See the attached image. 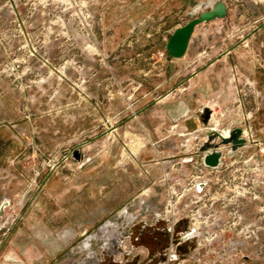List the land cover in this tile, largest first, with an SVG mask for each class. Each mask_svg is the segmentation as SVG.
Returning <instances> with one entry per match:
<instances>
[{
  "label": "rangeland",
  "instance_id": "obj_1",
  "mask_svg": "<svg viewBox=\"0 0 264 264\" xmlns=\"http://www.w3.org/2000/svg\"><path fill=\"white\" fill-rule=\"evenodd\" d=\"M1 147L0 264H264V0H0Z\"/></svg>",
  "mask_w": 264,
  "mask_h": 264
},
{
  "label": "water",
  "instance_id": "obj_2",
  "mask_svg": "<svg viewBox=\"0 0 264 264\" xmlns=\"http://www.w3.org/2000/svg\"><path fill=\"white\" fill-rule=\"evenodd\" d=\"M224 14H225L224 5L220 3L217 4L211 11L203 12L202 14H200L199 17L193 18L182 27L177 28L168 39L166 45L169 56L172 58H181L185 54L188 48V44L194 32L195 27L215 17H223ZM214 135L218 136L223 143L231 144L230 148L232 151L236 150L237 148L245 144V139L243 138V131L241 129H234L233 131H231L229 138H225L217 133ZM211 136L209 137V140L211 139ZM213 146L214 145L212 144L205 145L206 151L203 156V164L209 168L218 167L222 158V152L216 146L215 147ZM199 187H201V184L199 185ZM5 204L7 205L8 202H4L1 205L0 211Z\"/></svg>",
  "mask_w": 264,
  "mask_h": 264
},
{
  "label": "crops",
  "instance_id": "obj_3",
  "mask_svg": "<svg viewBox=\"0 0 264 264\" xmlns=\"http://www.w3.org/2000/svg\"><path fill=\"white\" fill-rule=\"evenodd\" d=\"M189 21H190V20H189ZM189 21H188V22H189ZM185 24H186V23H185ZM185 24H184V25H185ZM201 25H203V24H199V25H197V26L195 27L194 32H193V34H192V36H191L190 42H191V40H192V37H193L195 31L197 30V28L201 27ZM182 26H183V25H179V26H177V27L173 30V32H174L177 28H180V27H182ZM190 42H189V43H190ZM188 45H189V44H188ZM235 45H236V44H235ZM235 45H234V46H235ZM188 47H189V46H188ZM187 51H188V48H187L185 54H184L181 58H170L169 63H171V64H177V63H179L180 61H182V60L186 57ZM221 62H228V64H230V65H231V64H237V63L239 64V63H240L239 60H235V59H234V57L232 56L230 50H227L226 53L219 54L218 56H215L212 60H209V63H210V64H213V65H216V64L221 63ZM0 152L3 153L2 147L0 148ZM0 163H2V162H0ZM0 202H2V203H4V202H8V203H9L10 200L7 198V199H4V200H1Z\"/></svg>",
  "mask_w": 264,
  "mask_h": 264
},
{
  "label": "flooded vegetation",
  "instance_id": "obj_4",
  "mask_svg": "<svg viewBox=\"0 0 264 264\" xmlns=\"http://www.w3.org/2000/svg\"><path fill=\"white\" fill-rule=\"evenodd\" d=\"M154 233L156 234V231H154ZM166 243H167L166 239L160 234L153 237V245H154L153 248H160V249L164 248V249H166V247L163 246V245H166Z\"/></svg>",
  "mask_w": 264,
  "mask_h": 264
},
{
  "label": "built area",
  "instance_id": "obj_5",
  "mask_svg": "<svg viewBox=\"0 0 264 264\" xmlns=\"http://www.w3.org/2000/svg\"><path fill=\"white\" fill-rule=\"evenodd\" d=\"M203 156H204V155H203ZM221 161H222V158H221ZM220 164H221V162H220ZM220 164H219V165H220ZM202 165H203L204 168H207V169H212V170L217 169V167H216V168H209V167H206V166L203 164V157H202ZM218 167H219V166H218ZM203 186H204L203 183L201 184V187L198 186V187H197V191H198V192L202 191L201 189H202ZM200 188H201V189H200Z\"/></svg>",
  "mask_w": 264,
  "mask_h": 264
},
{
  "label": "bare ground",
  "instance_id": "obj_6",
  "mask_svg": "<svg viewBox=\"0 0 264 264\" xmlns=\"http://www.w3.org/2000/svg\"><path fill=\"white\" fill-rule=\"evenodd\" d=\"M225 134H226V133L223 132V135H222V136L225 137V138H229V137H230V132H229V135H228V136H225Z\"/></svg>",
  "mask_w": 264,
  "mask_h": 264
}]
</instances>
